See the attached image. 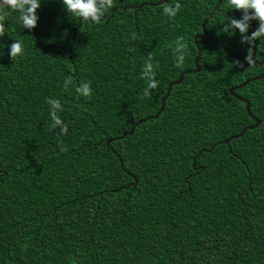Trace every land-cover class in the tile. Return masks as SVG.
<instances>
[{"label":"trees","instance_id":"trees-1","mask_svg":"<svg viewBox=\"0 0 264 264\" xmlns=\"http://www.w3.org/2000/svg\"><path fill=\"white\" fill-rule=\"evenodd\" d=\"M160 0H114L95 26L42 0L31 30L15 13L0 36V264H264V76L247 65L239 34L221 33L223 0H181L170 20ZM251 27V22H250ZM249 27V32H250ZM186 48L173 64L176 37ZM22 41L11 61L7 44ZM257 43V42H256ZM151 56L158 86L144 97ZM264 61V41L256 44ZM239 61L242 66H237ZM66 77L72 78L67 88ZM88 81V98L74 85ZM47 98L59 99L68 131L50 130ZM244 132L228 143L223 140ZM200 151V152H199Z\"/></svg>","mask_w":264,"mask_h":264},{"label":"clouds","instance_id":"clouds-1","mask_svg":"<svg viewBox=\"0 0 264 264\" xmlns=\"http://www.w3.org/2000/svg\"><path fill=\"white\" fill-rule=\"evenodd\" d=\"M41 4L42 0H0V36L7 35L8 25L5 22L12 13L16 14L15 20L20 31L34 28L39 19L37 10L41 7ZM59 4L67 17L71 16L74 22L84 21L86 24L95 26L104 22L108 12L113 9L114 0H59ZM161 4V14L170 20L177 16L182 7L181 0H161ZM223 7L238 11L240 15L236 18L225 15L224 12L223 21L220 23L221 33L229 36L238 33L239 42L248 46L244 61L247 65L256 63V56L253 51L254 42L264 41V0H223ZM251 21L256 22V27L249 32ZM183 40V36H177V43L173 48V64L176 67H183L184 65L186 48L183 43H180ZM4 47L5 45L0 43V55H4L2 51ZM6 47L7 56L11 61L19 59L24 54V46L19 39L12 38V42L7 44ZM234 63L238 67L242 66L239 61H234ZM141 76L146 80L142 95L151 97L159 82L155 78L156 73L153 70L150 55L142 65ZM71 83L72 78L66 77L63 86L67 88ZM73 90L77 98H88L92 93L90 83L86 80L74 85ZM46 103L49 105L50 130L58 129L57 135L66 134L68 123L58 115V112L62 109L59 99L47 98Z\"/></svg>","mask_w":264,"mask_h":264},{"label":"water","instance_id":"water-1","mask_svg":"<svg viewBox=\"0 0 264 264\" xmlns=\"http://www.w3.org/2000/svg\"><path fill=\"white\" fill-rule=\"evenodd\" d=\"M220 2H221V0H220ZM157 3L160 4V3H161V0L158 1V2H142V3H139V4H135V5H128L127 7H134L135 9H137V8H140V7H141L142 5H144V4L154 5V4H157ZM219 4H220V3H219V0H217L216 3H215V5H214V7L211 9V11L205 16V18H204L203 21H202V24H201V26H202V32H201V33H197V34H195L194 37H193V41H194V44L196 45V50H197L196 56H195L194 61H193L194 67L191 68V69H183V70H181V71L179 72L177 78L174 79V80H172V81H170V82L168 83V85H167V87H166V90H165V93H164L163 96L161 97V100H160V107L158 108V110L156 111L155 114L148 115L146 118L138 119V121H136V122L134 123V125H133L128 131H124L121 135H119V136H117V137H124L126 134H131V133L133 132L134 126H135L137 123H139V122H141V121H144V120L148 119L149 117H157V116L160 114V112L162 111L163 107H164L165 100H166V98H167L168 95H169V92H170L171 87H172L173 85H175V84H178V83L182 80L184 74H186V73H190V72H197V71L200 70V65L198 64V61H199V58H200V53H201V51H200V47H199V45H198V39H201V38H203V37L206 36L207 31H206L205 24H206V22L208 21V19L210 18V16L215 12V10H216L217 7L219 6ZM255 27H256V22H255V21H251L250 32H251L252 30H254ZM255 44H256V42H254L253 51L255 52V56H256V45H255ZM253 65H255V66L264 65V61H263V60H257V59H256V63H254ZM263 76H264V70H263L260 74H258V75H254V76H250V77H247V78H246L245 80H243L242 82H240V83H238V84H236V85H232V86H230V87L228 88V91H229V93H230L231 95H234L237 99H239V100H241V101L244 102V104H245L244 106H245V110H246V112H247L248 115L254 120V122H253L252 124L248 125V128H254V127H256V126L260 123V119H258L255 115H253V114L251 113V111H250V109H249V101H248V99H247L246 97H243V96L237 94V93L235 92V90L238 89V88H240V87H242V86L245 85L247 82L252 81V80H256V79L261 78V77H263ZM244 130H245V128L241 129L240 132L237 133V134H234V135H232V136H230V137H226V138L223 140V142H224V143H228V141H229L230 138H234V137H238V136H240V135L244 132ZM199 152H200V151H199Z\"/></svg>","mask_w":264,"mask_h":264}]
</instances>
